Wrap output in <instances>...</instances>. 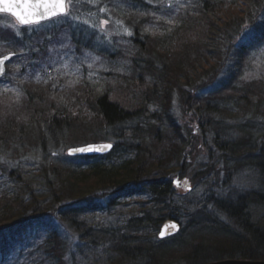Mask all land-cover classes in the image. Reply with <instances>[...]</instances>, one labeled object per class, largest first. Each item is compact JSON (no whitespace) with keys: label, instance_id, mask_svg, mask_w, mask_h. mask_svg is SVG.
<instances>
[{"label":"trees","instance_id":"16d2710c","mask_svg":"<svg viewBox=\"0 0 264 264\" xmlns=\"http://www.w3.org/2000/svg\"><path fill=\"white\" fill-rule=\"evenodd\" d=\"M177 1H81L86 11L93 7L108 18L117 33L106 38L82 25L94 37L74 36L76 46L113 63L125 60L127 74L100 87L84 82L68 94L26 84L20 76L16 84L23 98L0 97V160L23 189L0 193V264L24 249L36 230L47 232L51 264H68L59 224L109 242L121 264L264 260V223L252 220V209L264 207V79H243L247 54L264 36V8L256 9L264 0H191L182 6ZM240 1L247 4L243 16L230 11ZM77 12L76 17L91 15L84 8ZM250 28L255 33L240 41ZM27 29L20 27L16 35L0 28V47L7 46L14 60L22 54L33 62L47 50L43 42L33 47L36 35ZM120 38L124 48L117 44ZM85 132L93 143L113 142L112 150L76 157L81 159L76 166L50 162ZM199 145L204 154L196 161L194 189L181 193L175 171L188 174ZM25 160L39 167L44 193L26 178ZM241 172L251 173L250 189L232 187ZM199 185L202 195L194 197ZM99 196L108 197V205L117 198H145L140 216L125 227L133 237L112 227L87 226L84 216L103 209L96 203ZM183 216L189 217L185 226ZM170 218L182 226L177 235L149 238V229L159 233Z\"/></svg>","mask_w":264,"mask_h":264},{"label":"rangeland","instance_id":"374dc122","mask_svg":"<svg viewBox=\"0 0 264 264\" xmlns=\"http://www.w3.org/2000/svg\"><path fill=\"white\" fill-rule=\"evenodd\" d=\"M81 1L83 2L85 0H78L77 3L74 0L76 6L73 10L76 9V11H72L71 17L64 20L48 21V23H43L42 26H33L34 30H26L27 34L32 36L36 35V42H33L34 48L38 49V43L43 42L45 43L47 50L34 56L37 60L33 62H29V57L22 54L17 59H12L9 63L11 73H8L5 78L0 80V97H5L7 102L13 100L19 102V100L23 98V92L16 84L20 76L24 78L23 80L26 81V84H29L30 82L46 84L54 88L56 92H59V94H68L72 92L73 89H76L79 86H84V82H88L91 86L100 87L105 83V81H112L115 83L116 79L120 78V75L124 76L127 74L128 67L126 66L127 62H125V60L123 61V59H117L113 63L108 59H105V57L96 54L94 51L92 52L87 47H83L81 45L82 48L79 50L78 46H76L74 36L78 39L81 38V35H84V38L88 36L91 41L94 35L89 34V31L91 33L92 31L97 32L98 35H104L106 38L110 35L112 36V33L117 31L114 30V24L111 23L108 18L100 17V14H97L93 7L88 8L86 11V8L80 5ZM176 1L177 0H175V2ZM189 1L191 0H178L177 4L182 6L184 4L186 5ZM227 1L231 2V0ZM170 3L172 2L170 1ZM79 6L80 8L85 9L86 15L87 12H91V15L89 17H85L80 14V17H76L74 13L78 14L77 11L80 9ZM262 8L264 7L261 4H256V9L258 11L261 12ZM177 9H181V7L175 8L176 11ZM246 10L247 4L244 1H240L237 5L235 4L231 6L230 11L231 13H242L243 16V13L245 14ZM92 12H95V14ZM171 15H173V13ZM11 18L0 14V28H3L4 30L7 28L8 31L9 29L12 30L7 27V25L14 24V20ZM105 20L109 22L107 24H103L102 22ZM82 25H88L89 31L85 27H82ZM70 27H74L76 30L74 35L71 34V31L69 30ZM116 27H118V24ZM101 28L103 30H101ZM244 28L248 27L245 26ZM53 29H56L55 33L51 32ZM257 31H260V28L259 30L257 29ZM254 33V30L251 28L246 30L240 41H245ZM47 34L49 35L45 36ZM117 44L122 48L127 45L126 40L122 38L117 40ZM6 47L7 46L5 45L0 47V55L9 51ZM245 61L244 80L246 74H248L249 78L247 79L249 80L256 78L264 79V36L256 41L253 48H251L247 54ZM19 69L25 71L20 73ZM86 132L76 134L77 136L73 138L75 139V144L85 145L86 143H91L93 141ZM198 149H201V151H198L197 153L195 152V162H193L189 167L187 175L185 174V176L182 177L179 172L180 168H177L175 171L176 175L174 180L178 179L180 182L186 181L185 185L183 183L177 184V188L181 193H185L186 191L191 192L194 189L195 182L192 181V177L194 175L193 173H195L194 170L198 167L196 161L200 160V157H198L200 156L199 154H204V149H202L200 145L198 146ZM67 153V151L61 150L57 154L53 155L50 162L52 164L56 163L63 166H76V164L81 161L80 158L75 159ZM193 165L195 167H193ZM22 166L25 176L31 182L32 187L39 193H44V188L41 187L39 167L34 164V161L32 162L29 160H25ZM234 180V185L232 187H237L238 189L242 188L243 190L253 187L254 180L252 179L251 173L241 172ZM15 182V180L9 178V172L4 166V159L1 158L0 193L7 191L12 194H16V192L21 194L23 189H21V186ZM188 185L191 187V190H187ZM202 188L203 187L199 185L196 192H194V197H196L197 192L202 195ZM144 199L145 198L143 196H133L132 198L121 200L117 198L112 204L108 205V197L99 196L96 203H99V206L103 209H100L99 212L87 214L84 216V220L87 221V226L92 225L95 228L112 227L114 229L116 228L121 230L120 234L126 233L127 229L125 227L128 225L129 220L133 217L140 216L142 202ZM206 203L208 205L207 209H214L210 199H207ZM252 211V220L263 224L264 207L257 208L255 210L252 209ZM220 214L222 215L221 217L223 220L227 219L224 214ZM53 219L55 218H52V220ZM180 221L182 225L185 226L189 221V217L186 218V216H183L180 218ZM59 228L64 241L67 243V253L65 258L68 264H121L120 261H116L119 254L114 250H110L109 247H111V244L109 242L102 239L94 241L93 239H89L80 233L78 234L68 230L67 226H60V224ZM158 234L159 233L157 231L152 232L150 229L147 231L149 238L154 241L157 239ZM126 235L127 237H133L134 234H132V232H127ZM46 240L47 232L45 230H36L33 233V237L27 241L28 244L26 247L15 253V256L9 260L7 264H51L53 262V258L48 250L49 246L46 245ZM109 241L112 242V240ZM142 263L144 262L140 261V264Z\"/></svg>","mask_w":264,"mask_h":264},{"label":"snow or ice","instance_id":"6c2138e0","mask_svg":"<svg viewBox=\"0 0 264 264\" xmlns=\"http://www.w3.org/2000/svg\"><path fill=\"white\" fill-rule=\"evenodd\" d=\"M75 6L74 0H0V14H8L14 18L15 23L7 25V27L11 28L16 35H19L20 26H28V30H34L33 26H42L45 21L64 20L71 17ZM100 11H107V9L102 8ZM102 23L107 24L108 21L105 20ZM101 30L103 29L101 28ZM125 32L131 35V32L127 29H125ZM4 43L7 42L4 41ZM11 55L10 53L7 56H0V74H3L4 62ZM244 78H249L248 74ZM111 147V144L101 146L88 145L87 147L73 149L72 151H102L105 148ZM165 227L167 228L168 226ZM171 227L176 228V225L172 224ZM164 235L165 232L161 231L160 236L163 237Z\"/></svg>","mask_w":264,"mask_h":264},{"label":"water","instance_id":"95a60500","mask_svg":"<svg viewBox=\"0 0 264 264\" xmlns=\"http://www.w3.org/2000/svg\"><path fill=\"white\" fill-rule=\"evenodd\" d=\"M10 53H7V55H9ZM12 55L10 56V58L8 60H6L4 62V72L3 74H0V78L3 77L5 74H6V66H7V62L10 61V59L14 56L13 53H11ZM7 55H3V56H7ZM108 144H111L112 147H113V144L112 143H91V144H86L85 146H75L73 148H70L69 149V154L70 155H78V156H97V155H104V154H108V152L112 149L111 148H105L104 150L102 151H91V152H79V151H72L73 149H78V148H82V147H87L88 145H95V146H101V145H108ZM175 183L177 184H180L179 183V180L176 179L175 180ZM186 183V181H185ZM184 183V185H185ZM187 190H191V187L188 185L187 186ZM172 224H175L176 225V228H172L171 225ZM165 226H168L167 228ZM162 229L161 231H164L165 232V235L163 237L160 236V232H159V237H161L162 239H166L168 237H172V236H175L177 235L182 226L180 224V222L176 219H167L163 225L161 226ZM203 264H264V260H247V259H236V258H232V259H222L221 261H210L208 263H203Z\"/></svg>","mask_w":264,"mask_h":264},{"label":"bare ground","instance_id":"6f19581e","mask_svg":"<svg viewBox=\"0 0 264 264\" xmlns=\"http://www.w3.org/2000/svg\"><path fill=\"white\" fill-rule=\"evenodd\" d=\"M114 200H116V199H114ZM218 261V260H217Z\"/></svg>","mask_w":264,"mask_h":264}]
</instances>
